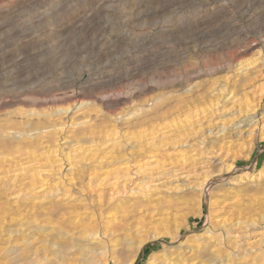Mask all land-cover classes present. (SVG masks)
Listing matches in <instances>:
<instances>
[{
  "label": "rangeland",
  "instance_id": "1",
  "mask_svg": "<svg viewBox=\"0 0 264 264\" xmlns=\"http://www.w3.org/2000/svg\"><path fill=\"white\" fill-rule=\"evenodd\" d=\"M262 86L264 0H0V264H264Z\"/></svg>",
  "mask_w": 264,
  "mask_h": 264
},
{
  "label": "bare ground",
  "instance_id": "2",
  "mask_svg": "<svg viewBox=\"0 0 264 264\" xmlns=\"http://www.w3.org/2000/svg\"><path fill=\"white\" fill-rule=\"evenodd\" d=\"M263 85V84H262ZM260 88V87H259ZM256 91V90H255ZM258 92V89H257V91L255 92V93H257ZM254 93V94H255ZM258 93H260V94H255V96H253V97H251L252 99L249 101L248 100V102L246 101V103H245V106L243 107V108H241V111L242 110H244V112H247V116L245 115V120L248 118V119H251L249 116H251L252 117V119H254V117L255 116H258L259 114L261 115V117H262V114H264V109H263V111L260 113L259 112V110H258V108H260V106L262 105V102H263V100H264V86H262L261 88H260V92H258ZM256 95H258V96H256ZM262 101V102H261ZM262 107V106H261ZM239 109V108H238ZM240 111V112H241ZM239 112V111H238ZM257 113V114H256ZM244 115H242V117H243ZM243 119V118H242ZM241 119V120H242ZM247 119V120H248ZM257 119V118H256ZM261 119V118H260ZM262 119H263V117H262ZM261 119V120H262ZM240 120V119H239ZM258 120V119H257ZM264 120V119H263ZM243 121V120H242ZM253 121V120H252ZM251 121V122H252ZM255 121V120H254ZM241 122V121H240ZM250 122V123H251ZM249 124V122L248 121H246V124ZM262 123V122H261ZM235 124V123H234ZM236 124H238V122L236 123ZM242 124H243V122H242ZM246 124H245V126H246ZM253 124H254V122H253ZM238 125H241L240 123L238 124ZM256 125V124H255ZM262 125V124H261ZM235 127L237 126V125H234ZM252 126V125H251ZM253 127H255V126H253ZM241 128H242V126H241ZM261 129H262V126H261ZM251 131V130H250ZM254 131V130H253ZM262 132H263V130H262ZM261 132V133H262ZM177 142V141H176ZM179 142V141H178ZM181 142V141H180ZM179 142V143H180ZM183 143V142H182ZM174 144H176V143H174ZM174 144H172V145H174ZM179 145V144H178ZM183 145V144H182ZM175 146V145H174ZM210 147V146H209ZM218 147H219V141H218ZM223 146H220L219 147V149H221ZM207 148V147H206ZM208 151V150H207ZM210 152H212V151H210ZM218 154V153H217ZM217 156V155H216ZM220 157V156H219ZM151 158V157H150ZM156 158V157H155ZM158 158V157H157ZM156 162H157V160H156ZM153 164V163H152ZM146 164H140L139 166H136L135 168H133L132 166H131V159L130 158H128L127 157V166L126 167H124L123 169H119L120 171H118V173L120 172H122L123 173V175H122V179L120 178V176L119 177H117L116 175H110L111 176V178L110 179H115V180H112L109 184H110V188H107V189H109V190H107L109 193V198H110V200H112V199H117L114 195L116 194H119V193H123L124 191H126L127 190V188H130L127 192H130L131 193V196L133 197L136 193H143V192H145V191H147L146 189L149 187V185H146V184H148L149 183V181H150V179L147 181V183L145 184V182H144V186L141 184V183H139V180L138 179H136V177L134 176V175H136L137 176V174H139V173H137V171H138V169H141L142 167H144ZM148 166V165H147ZM144 171L145 170H147L146 168L145 169H143ZM142 171V170H141ZM113 172V171H112ZM112 172H111V174H112ZM143 172V171H142ZM141 172V173H142ZM154 172V171H153ZM119 173V174H120ZM140 173V174H141ZM145 173V172H144ZM147 174L144 176V177H142L143 179H142V181H144V180H146L147 178H150V177H152V173H148V172H146ZM114 174V173H113ZM118 175V174H117ZM135 178H134V177ZM109 179V180H110ZM121 179V180H120ZM138 181V185L139 186H137L136 188H134L133 186H132V188H131V185L132 184H137V181ZM153 181V180H152ZM129 183V184H128ZM131 183V184H130ZM143 183V182H142ZM108 184V185H109ZM119 184H121L120 185V187H118V185ZM141 184V185H140ZM151 186V185H150ZM137 197V196H136ZM135 197V198H136ZM94 222V221H93ZM99 223V221H95L94 223H92V222H90V224H85L84 226L82 225V222H80L77 226H82V228H81V230L79 231V232H81V233H88V232H90L92 235L93 234H97L98 233V231H97V228H98V224ZM221 225V224H220ZM226 225V224H225ZM229 230V229H228ZM235 231V230H234ZM233 231V232H234ZM67 232V231H66ZM77 233H78V231H77ZM76 233V234H77ZM232 233V232H231ZM66 234H68V233H66ZM80 234V233H79ZM73 234H71V236H72ZM89 235V234H88ZM87 235V236H88ZM91 235V236H92ZM125 235V234H124ZM80 236H81V234H80ZM79 237V236H78ZM229 240V239H228ZM208 241V240H207ZM98 245V244H97ZM103 245V244H102ZM97 248V247H96ZM102 248H103V246H102ZM61 249V248H60ZM72 249V248H71ZM99 249H101V247H99ZM138 249V248H137ZM90 250H92L91 248H90ZM93 250H95V249H93ZM97 250H98V248H97ZM99 251V250H98ZM117 251V250H116ZM115 251V252H116ZM85 252V251H84ZM94 252V251H93ZM50 253V252H49ZM83 253V252H82ZM162 253V252H161ZM47 254V253H46ZM85 254H87V253H85ZM93 255H94V253H92ZM160 254V253H159ZM164 254V253H163ZM170 254V253H169ZM182 255V254H181ZM163 257H164V255H162ZM93 257V256H92ZM152 257V256H151ZM162 258V257H161ZM87 259V258H86ZM86 259H85V261H86ZM152 259V258H151ZM168 259V258H167ZM181 259V258H180ZM28 260V259H27ZM182 260H184V259H182ZM80 261V260H79ZM155 261H157V260H155ZM151 262H153V260L152 261H150V263ZM47 263V262H46ZM78 263H80V262H78ZM149 263V262H148ZM154 263V262H153ZM152 263V264H153ZM84 264V263H83ZM160 264V263H159ZM163 264H174V262H173V260L172 259H170V260H168V261H166V259L165 260H163Z\"/></svg>",
  "mask_w": 264,
  "mask_h": 264
}]
</instances>
